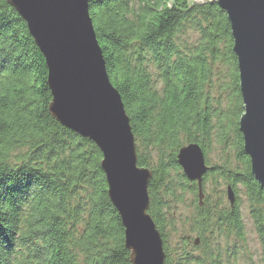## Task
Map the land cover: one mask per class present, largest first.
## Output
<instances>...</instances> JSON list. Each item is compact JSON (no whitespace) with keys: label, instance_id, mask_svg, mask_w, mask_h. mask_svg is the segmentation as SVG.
Returning <instances> with one entry per match:
<instances>
[{"label":"trees","instance_id":"obj_1","mask_svg":"<svg viewBox=\"0 0 264 264\" xmlns=\"http://www.w3.org/2000/svg\"><path fill=\"white\" fill-rule=\"evenodd\" d=\"M87 1L108 80L120 95L134 141L147 149L176 151L166 164L160 160L158 169H149L147 213L160 234L169 223L162 215L165 202L187 191L194 196L196 227L222 226L244 244L239 214L230 215L223 204L199 206L196 184L186 182L176 163L177 150L189 144H197L205 156L215 127L221 142L229 134L234 138L239 164L211 167L207 175L223 179L234 193L237 185L243 189L264 251V189L250 173L238 130L242 100L224 11L213 0H135L131 6L127 0ZM189 26L194 42L181 39ZM224 64L230 78L226 88L232 91L226 115L205 89ZM50 100L44 58L25 22L0 0V264H130L100 169L101 154L51 118ZM147 149L143 156L135 149L138 167L148 169ZM173 170L179 183L170 179ZM165 249L164 242V264H204L205 253L194 255L187 244L173 259ZM206 257L212 259V252Z\"/></svg>","mask_w":264,"mask_h":264},{"label":"water","instance_id":"obj_2","mask_svg":"<svg viewBox=\"0 0 264 264\" xmlns=\"http://www.w3.org/2000/svg\"><path fill=\"white\" fill-rule=\"evenodd\" d=\"M226 14L243 113L238 121L250 173L264 189V0H214ZM23 19L44 58L49 113L100 150L107 195L124 229L130 264H163L158 231L148 215L151 172L137 167L134 138L97 44L87 0H6ZM103 127V128H102ZM196 144L179 149L177 165L200 186L208 170ZM227 198H235L228 188ZM200 199V197H199Z\"/></svg>","mask_w":264,"mask_h":264},{"label":"rangeland","instance_id":"obj_3","mask_svg":"<svg viewBox=\"0 0 264 264\" xmlns=\"http://www.w3.org/2000/svg\"><path fill=\"white\" fill-rule=\"evenodd\" d=\"M190 1H195V2L196 1H208L209 2L211 0H190ZM213 2L215 1L213 0ZM194 33L195 32L192 30L191 26H189L187 27V29L182 30L181 35L183 34H186V35L182 37L181 39L183 41H186L184 39L188 37L194 42V40L196 39ZM178 46L179 48L182 49V44L180 45L178 43ZM139 51L144 52L145 55L147 54L146 47H142L141 49H139ZM218 68L220 69L219 78L212 77V81L209 84L210 86L209 87L207 86L205 89L209 90L208 98L210 99V101L214 102L215 105L217 103L220 109L224 108L225 115H226L229 109L230 110L232 109V105L230 106L232 91L230 92V90H227L226 88L229 85V79H230L229 69L227 65L225 64L221 65V67L218 66ZM50 98H51L50 100V103H51L52 97L50 96ZM119 98H120V95H119ZM120 101L122 104L124 115L129 122V118L125 112L124 105L122 103L121 98H120ZM49 105H48V109H49ZM48 113H49V110H48ZM234 117L236 119V116ZM52 119L56 121L54 118ZM63 128L67 129L70 132L75 133L76 135H79V133L71 129H68L66 127H63ZM226 140L227 141L225 142L222 141L223 142L222 144L221 139L218 136L217 129L215 127L212 129L211 139H209V143L207 144L205 148V156L203 155L205 158V165L207 166L208 170H210L211 167H215V168L224 167V169H229L232 166H234L233 169L237 168L239 162L235 158L234 138L232 137L231 134H229L228 139ZM90 142L93 143L92 141ZM134 144H135V149L137 150V154L140 156L145 155V151L147 147H145L144 143L143 142L140 143L139 141L135 140ZM184 144H186V142L183 139L179 145L181 146ZM185 146H182V147H185ZM242 147H243V142H242ZM178 151L179 150H177V154H178ZM174 153H176V151L168 152L165 149L154 148V147L150 148L149 146V148L147 149V161L149 163L148 170L150 169L151 171H153L155 169H158L160 166V160H161V164H166V162L170 161V158L172 154ZM137 154H136V157H137ZM138 168H142V167H138ZM100 169H101V166H100ZM212 172H214V170ZM180 173L183 175L182 170L180 171ZM175 176H177V180L175 179ZM170 179L176 180L177 183H179L181 180L180 175L178 174L176 170H173L171 172ZM202 179L203 181L201 185L200 186L196 185L198 202L197 200H195V203L197 202L199 206H202L204 201H206V204L209 206L214 205V204L216 205L223 204L222 206L223 209L225 208L226 212L229 213L230 215L233 216V214H239V216H241L240 218L243 224L242 244L243 243L244 244L242 246H239L237 242L235 241V239L239 238V236L238 237L236 235L234 236L235 232H232L230 229H225L222 226L220 227L217 225L215 227H211L210 225L209 227H206L203 229H201L202 227H196L197 223L195 225V219H196L197 213L195 212L196 210L193 209L194 208V201H193L194 196L191 195V193L187 191L185 193L180 192L177 199H168L169 201L165 202L166 211H162V215L165 216V218L169 221V223L166 224L167 226L166 228H164L162 234H160L159 230L157 229V225L153 222L156 230L159 233L162 245H164V242H165V245H166L165 251L168 253V255H170L169 259L178 257L183 245L187 244L189 250H192V249L194 250V255H203L205 253L203 255L204 264H209L211 261L214 264H264V259H263L264 251L261 248L259 236L256 233L251 223V217L249 215V207L246 202L243 189L239 185H237L236 191H235L236 193H234L233 189L229 185L227 186V183L223 179H219V177H217L216 175H212V174L207 175L206 178L204 174ZM189 184L191 183L189 182ZM188 186H187V189L189 190ZM228 188L230 189V192L234 196L235 201H236V203L234 201L233 205L229 203V200L227 198ZM168 213H170L171 216H168ZM211 252L213 255L212 259L209 257H206V253L209 254ZM128 253L130 255L129 251ZM165 258L166 256L164 253V262H165ZM203 259L199 261H202Z\"/></svg>","mask_w":264,"mask_h":264},{"label":"bare ground","instance_id":"obj_4","mask_svg":"<svg viewBox=\"0 0 264 264\" xmlns=\"http://www.w3.org/2000/svg\"><path fill=\"white\" fill-rule=\"evenodd\" d=\"M125 3H127L128 6H131L133 3H136V2H135V0H127ZM78 137L83 138V136L80 135V134L78 135ZM133 138H134V137H133ZM196 145H197V144H196ZM201 152H202V150H201ZM202 154H203V152H202ZM248 159H249V157H248ZM204 160H205V159H204ZM176 163H177V162H176ZM204 163H205V161H204ZM249 164H250V159H249ZM142 168H143V167H142ZM143 169L148 170L147 168H143ZM148 171H150V170H148ZM209 171H210V170H207V171H206L205 176L209 173ZM103 175H104V174H103ZM104 177H105V176H104ZM183 178H184L187 182H188V181L190 182V180H189L188 178L186 179L185 176H184ZM175 179L177 180V176H175ZM183 181H184V180H183ZM202 181H203V179H202ZM190 183H195V184H196V182H192V181H191ZM239 217H241V216H239Z\"/></svg>","mask_w":264,"mask_h":264}]
</instances>
